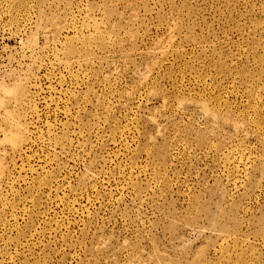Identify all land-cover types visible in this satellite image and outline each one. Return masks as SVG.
Listing matches in <instances>:
<instances>
[{"label": "rangeland", "instance_id": "374dc122", "mask_svg": "<svg viewBox=\"0 0 264 264\" xmlns=\"http://www.w3.org/2000/svg\"><path fill=\"white\" fill-rule=\"evenodd\" d=\"M0 102V264H264V0H0Z\"/></svg>", "mask_w": 264, "mask_h": 264}, {"label": "bare ground", "instance_id": "6f19581e", "mask_svg": "<svg viewBox=\"0 0 264 264\" xmlns=\"http://www.w3.org/2000/svg\"><path fill=\"white\" fill-rule=\"evenodd\" d=\"M67 64V63H66ZM3 89V91H4V93L5 92H8L9 90H7V89H4V88H2ZM21 93H23L22 92V90H21ZM15 99V98H14ZM0 104H1V102H0ZM204 106H206V105H204ZM202 107H203V104H202ZM204 108V107H203ZM205 108H207V107H205ZM204 108V109H205ZM207 110V109H206ZM206 110H205V112H206ZM207 112H208V110H207ZM49 126V125H48ZM78 126V125H77ZM50 127V126H49ZM25 128V127H24ZM48 130V129H47ZM50 130V129H49ZM24 131H26V130H24ZM63 131V130H62ZM47 132V131H46ZM41 133V132H40ZM71 133V132H70ZM49 134V133H48ZM20 137V136H19ZM48 137V136H47ZM13 138H15V139H13ZM17 138V134L15 133V132H13L12 133V135L10 136V139H11V142H13V143H15L16 141H18V139H16ZM21 138V137H20ZM38 138V137H37ZM49 138V137H48ZM25 140V139H24ZM51 145V144H50ZM48 158V157H47ZM39 162V161H38ZM41 165V164H40ZM23 167H25V166H23ZM29 169V168H28ZM32 169V168H31ZM41 169V168H40ZM21 170V169H20ZM51 170V169H50ZM22 171H23V169H22ZM25 171V170H24ZM21 172V171H20ZM33 172V171H32ZM46 172H47V170H46ZM46 172H45V174H46ZM44 173V172H43ZM41 174H42V172H41ZM40 174V175H41ZM50 174V173H49ZM67 174V173H66ZM29 175H30V173H29ZM44 174H42V176H43ZM47 176V175H46ZM4 177V176H3ZM68 183V182H67ZM57 185V184H56ZM70 186V185H69ZM68 186V187H69ZM38 187V186H37ZM66 188V187H65ZM64 188V189H65ZM56 191V190H55ZM15 194V193H14ZM75 194V193H74ZM48 195V194H47ZM51 196V195H50ZM62 196H64L63 194H62ZM92 197V196H91ZM46 198H48V197H46ZM58 199V198H57ZM87 199V198H86ZM61 202V201H60ZM72 203V202H71ZM76 204V203H75ZM23 207V206H22ZM89 209V208H88ZM11 210V209H10ZM13 211V210H12ZM82 213V212H81ZM12 214V213H11ZM81 215V214H80ZM15 216V215H14ZM23 216V215H22ZM83 216V215H82ZM83 218V217H82ZM13 219V218H12ZM83 220V219H82ZM21 221H22V219H21ZM14 222V221H13ZM32 239V238H31ZM28 241V240H27ZM23 246V245H22ZM28 246V245H27Z\"/></svg>", "mask_w": 264, "mask_h": 264}]
</instances>
